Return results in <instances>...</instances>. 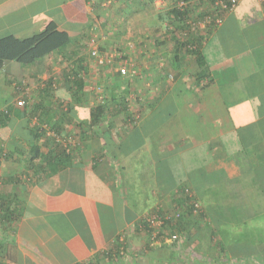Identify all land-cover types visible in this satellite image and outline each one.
I'll list each match as a JSON object with an SVG mask.
<instances>
[{
    "label": "crops",
    "instance_id": "obj_1",
    "mask_svg": "<svg viewBox=\"0 0 264 264\" xmlns=\"http://www.w3.org/2000/svg\"><path fill=\"white\" fill-rule=\"evenodd\" d=\"M118 2L124 11H120L117 18L122 17L129 22V33L118 32L113 27L116 22L114 15L118 13V10H114L115 3ZM137 2L140 0H111L105 7L101 4L93 7L89 0H0V39L12 35L25 40L41 34L51 23H56L72 37L68 48L50 54L37 65L17 62L0 64V72L3 73L0 77V117H4L3 113H9L6 125L0 123L1 264H264V246L256 248L247 245L250 255H244L222 240L218 245V240L209 233L207 221L197 223L199 220L194 216H188L186 224L173 228L171 233H165L162 240L154 242L150 239L149 227H143L141 223L146 211L139 207L134 209L135 213L131 211L124 193H121L124 178L121 170L126 165L124 160L119 161L120 157L129 161V157L139 153V150H150L151 142L152 152L157 158L170 152L175 157L181 146L170 142V138L174 140L180 135L177 120L180 111L175 107L171 95L173 77H168L166 68L170 53H174V44H171V37L166 32L168 21L159 18V33L154 37L166 44L162 47L152 45L148 26L155 25L151 19L154 15L150 18ZM153 4L162 13L172 10L175 1L156 0ZM110 20L114 24L107 29ZM228 20L234 21V24L225 22L220 29L219 41L223 54L219 61L224 63L226 58L227 62L235 65L237 77L249 96L258 97V101L264 103V11L257 0H244ZM96 22L100 28L94 30ZM138 24L141 33L133 30ZM70 27L74 32L70 31ZM245 29L253 30L251 34L254 40L260 42L259 46L250 47L243 34ZM94 36L99 50H102L101 55L114 52L118 57L124 56L129 70L127 76H121L118 72V62L116 65L107 62L100 64L92 58L91 40ZM188 69L192 74L197 72L194 63ZM75 74L85 81L83 104H77L79 106H74L76 97L70 82ZM182 77L195 85L193 76L190 79L185 75ZM141 79L145 80L146 86H141L136 95L140 86L133 83ZM207 81L199 85L204 86ZM168 82V88L164 90ZM118 85L121 86L117 91L119 95L129 88L126 101L130 104V111L136 114L135 122L126 126L122 121L126 118L122 114L110 120L114 123L115 133L126 135L124 140L111 152L98 138L82 143L78 123L89 119L92 107L107 103L106 96L99 94L102 88L110 91ZM213 91L206 90L204 99L199 98L197 103L212 106L218 95L216 88ZM18 99H24L26 106L17 107L15 102ZM108 100H112L111 96ZM68 104L74 107L72 112L68 110ZM246 106H243V111L248 112V118L252 121L251 105ZM165 107L167 111L163 109ZM260 115L258 125L264 137V109L261 106ZM70 116L71 123L65 120L66 124L59 127L63 134L56 138L70 150V163H66L67 166L60 173L47 176L43 172L47 166L45 159L47 154L55 152L52 141L58 132L53 128V122H63ZM200 117L208 119L205 113ZM225 119L227 128L216 138L209 139L212 134L210 130L209 138L203 141L197 140L196 134L195 137L190 136L192 148L217 142L220 136L231 132L233 127L227 113ZM174 120L178 129L176 133L173 130ZM106 130V125H102L94 132ZM89 135L94 136L93 133ZM159 136L163 139L165 136L162 144L157 141L161 139H157ZM150 138L153 140L147 144L145 139ZM168 138L170 143L166 142ZM141 140L145 143L142 146ZM115 141L119 142L117 138ZM218 150L221 157L225 156L222 148ZM106 152L111 154L107 155ZM97 154L104 156L98 164L90 158H95ZM41 155L45 158L41 159ZM151 162H155V159ZM151 192L154 200H158L156 203H159L163 196L156 187H152ZM145 196H150V192ZM131 197L136 198L133 194ZM2 199H5L3 204ZM129 211L137 216L136 220L128 221ZM178 232L184 234L185 239L176 242V245L171 237ZM194 247L198 250H194ZM194 251H197L198 258L192 256Z\"/></svg>",
    "mask_w": 264,
    "mask_h": 264
},
{
    "label": "trees",
    "instance_id": "obj_2",
    "mask_svg": "<svg viewBox=\"0 0 264 264\" xmlns=\"http://www.w3.org/2000/svg\"><path fill=\"white\" fill-rule=\"evenodd\" d=\"M155 1L140 0L137 5L143 8L150 7ZM99 5L98 3L93 7ZM230 14L232 12L214 9L212 3L199 1L192 3L184 10L176 8L174 5L166 17L159 15L161 21H169L166 32L171 37V44H174V53L172 55L170 53L171 57L168 60L169 63H166V68L169 71L168 77L170 75L173 77L174 87L171 88V95L179 111L185 110L192 114L193 111L184 107L186 104L190 106V103L186 101L188 95L200 91L203 100L206 90L214 92L213 90L216 88L218 95L217 98H214L213 107H209V109L217 112L223 109L229 117L228 121L232 124L233 130L220 136L217 139L218 143L203 144L196 146V149L192 148L193 143L181 144L177 151L179 154L164 161L165 167H161L162 163L156 166L153 175L157 183L153 188L156 187L158 193L163 197L171 195L182 212L174 211V215L179 212V217L176 218L169 216L165 209L156 210L151 217L157 215L162 218L163 226L161 228L151 226L147 218L141 219L143 227H149L150 239L155 231L159 230L160 233L156 236V240H162L166 232H172L173 228H179L186 224L185 220L188 216H196L197 220L207 221L209 233L218 240V245H220L222 240L220 234L223 235L224 228L234 222H238L237 225H249L259 216L260 212L264 211V137L258 125L261 116L260 106L264 109V105H262L264 103L258 101V97L249 96L248 90L237 77L235 65L230 61L227 62L226 58L224 63L219 61L223 54L219 32ZM205 17H211V19L205 23L204 28L193 29V26L204 21ZM252 31V29H245L243 34L250 47H257L260 42L254 40ZM155 41L154 45L157 47L166 44L165 41L158 39ZM71 43V34L60 29L56 23L49 24L44 32L25 40L9 35L0 39V64L17 62L22 65H37L50 54L68 48ZM123 58L124 56L121 55L112 64L116 65ZM193 63L197 66V72L191 73V75L196 79V82L193 88H189L182 76L190 73L188 68ZM206 80H208L206 85H199ZM70 82H72L76 97L74 106L82 105L86 91L84 78L75 74L74 80ZM120 85L110 91L106 89L107 95L103 91V94L107 96L105 101L108 104L95 105L89 111V119L78 123V127L81 129L82 143L86 144L89 139L98 138L111 152L110 150L116 148L124 140L126 135L115 133L114 123L110 120L113 116L122 114L126 118L122 119L126 126L135 122L136 114L130 111V104L126 101L130 93L129 88H126L124 94L123 91L119 95L117 91L120 90ZM69 90L70 88H68ZM99 94L102 92L100 91ZM109 96H111V101L108 100ZM249 103L252 121L248 118V112L243 111V106L246 108ZM66 106L72 112L74 107L69 104ZM3 116L0 117V123L6 125L9 113H3ZM65 120L71 123L72 117L64 119L63 122L60 120L53 122V128L55 132H58L52 141V146L56 147L55 152L47 154L48 157L45 159L47 166L43 172H46L47 176L64 170L67 166L66 163L69 164L72 157L67 146L56 140L63 134L59 131V127L66 124ZM102 125H106V131L94 132ZM89 133H93L94 136H90ZM116 138L119 142H114ZM220 148L225 153L223 157L218 150ZM105 154L111 153L106 152ZM87 157L89 158V156ZM40 158L44 159L45 156L41 155ZM90 158H93L91 160L98 164V161L102 160L104 156L97 154L95 158L94 156ZM160 158L163 160L162 157ZM161 170L165 172V179H162ZM4 202L5 199H2L1 204ZM127 216L130 222L137 219V216L134 213L131 214L130 211Z\"/></svg>",
    "mask_w": 264,
    "mask_h": 264
},
{
    "label": "rangeland",
    "instance_id": "obj_3",
    "mask_svg": "<svg viewBox=\"0 0 264 264\" xmlns=\"http://www.w3.org/2000/svg\"><path fill=\"white\" fill-rule=\"evenodd\" d=\"M174 1L176 2L177 0H174ZM115 4H116V8L114 9L115 12L118 10L117 16L114 15V17H116L115 18L116 22L114 24L112 22V20H110L111 23L108 24L107 29H109V25L114 24L113 27H115L118 32L127 31V33H129L130 32L129 22L125 21V18H122V17L117 18L119 16L120 11H124V9L120 8L119 2L115 3ZM134 5H135V3H134ZM259 7L261 8L260 5H259ZM144 11L147 12V15H149L150 18L153 17L152 15H154V18H151V19L153 20V23H155V25L154 24H149L150 26L147 25L148 27H150V31L148 32V34L152 38V40L150 42L152 43V45H154V40H155L154 37L156 36V34L159 33V32H157L159 30H156L158 28L157 25L159 22V15H164V17H166V15H167L166 11H168V10H165L164 12L161 13V12H159V10L156 9L155 4H152V6H150V7H144ZM121 13H123V12H121ZM138 16H139V14H138ZM230 19H232V17H230ZM168 23H169V21H168ZM229 23L234 24V21H231V22H230V20H228V22L226 21V24H229ZM139 26L140 25L138 24V26H136V28H134L133 30H135L138 33H141ZM67 28L69 29V27H67ZM71 28L72 27H70V31H72ZM142 30H144V26H143ZM72 32H74V31H72ZM2 75H3V73L0 72V77ZM185 77L187 79H190V77H192L191 71L188 75H185ZM150 79H153V78H150ZM139 82H142V83H139ZM144 82H145V80L141 79V80H137V82L135 81L133 83L134 86H137V85L140 86V87H138V92H135L136 95L141 90V88H142L141 86H146V83H144ZM191 83L192 82H187V84L189 85L188 86L189 88L194 87V85H192ZM168 85H169V82L163 89L164 90L167 89ZM105 90L106 89L102 88L101 92L103 93V91H104V93H105ZM143 90H146V89H143ZM192 93L193 94L188 95L189 97L186 98V101L188 103H190V106L188 104H186L184 107H186V109H190L191 111H193V113H192L193 116H190L189 113H187V111H185V110H180V114L178 115L179 119H177L179 121V125H180V135L176 136L174 140H171V138H170V142L175 143V145H177V144L178 145L179 144L184 145L185 143H187V144L192 143L190 136L195 137V134H196L197 140L203 141L204 139L209 138V130L212 133L211 138H209V139L216 138L217 134H219L225 128H227V125H228L227 121L225 122L226 112L224 110L220 109L219 112H217L215 110H210L209 107H207L208 105L206 106L202 103H197V100L199 98H201L200 91L198 93H196V92H192ZM0 96H1L0 97V101H1L2 95L0 94ZM175 107L177 108V110L179 112V108H178L177 104L175 105ZM210 107H213V106H210ZM163 109H165L167 111V107H165ZM195 113H198L199 115H196ZM204 113L206 115H208V119L207 118L202 119L204 117H202V118L200 117V115L204 116ZM209 121H211V122H209ZM171 124L172 123H170L169 128H171ZM174 125H175V127L173 128V130L175 131L174 133H176V131L178 130L176 128V121H175ZM202 127H206V128H202ZM159 138H161L160 140H157L159 142V144H162V141L166 140L165 136H164V139L161 136H159L157 139H159ZM151 140H153V139L152 138L145 139V142L147 144H149L148 142H151ZM166 142L170 143L169 138ZM140 143H141V146L143 144H145L142 140ZM217 143H218V141H217ZM152 145H153V143L151 142L150 150H148V151L139 150L138 151L139 153H137V154L135 153L134 155L129 157V161H127L126 159H123L124 157L119 158V161L122 162V160H124L123 162L126 165L124 170H121L122 176L124 177V178H122V184L123 185L121 184V186H122L121 193H124V198H126L127 203L129 204L131 211H133L135 213V210H136L135 207H139V209H143L144 212L146 211L145 217L142 219H146V218H148V216L151 217L152 213L155 212L156 210H158V208H165V211L169 216H173L177 210L178 211L180 210L179 212H182V210L177 207L176 202L173 200V197L171 195H166L164 197H161V199L159 200L160 201L159 203H156V202H158V200H154L153 196L151 195L152 187L157 183V180H154V175H153L155 167L158 164L160 165L161 163H162L161 167L162 166L165 167L164 161L171 158L174 154L173 152L172 153L171 152L165 153L166 155L161 156V157H163V160L160 159L159 157L157 158L154 155V153L152 152V149H153ZM143 148H145V146ZM123 149L125 151L126 147H124ZM138 149H139V147H138ZM260 152L262 153L263 150ZM153 159H155V162H151V160H153ZM253 160L255 161V159H253ZM161 175H162V179H165L164 170H161ZM129 184H132V186H131L132 188L130 187ZM161 190H163V189H161ZM134 192H137L136 193L137 195ZM147 192H150V196H148V197L145 196ZM132 194L136 197V198H134V200L131 197ZM177 198H179V197H177ZM194 217H195V219L197 218L196 216H194ZM199 221H201V220H199ZM237 223L238 222H234V224L229 225L228 227L224 228L225 231H223V235L220 234V237H221L224 244L230 245V248L236 247V250L241 251L240 254H244V255L245 254L250 255V254H248V248H246L247 245L255 246L256 248H262L264 246V211L260 212L259 216L256 217L255 220L251 221L249 223V226L246 228H240L243 225H237ZM168 233H171V232H168ZM177 236H178V239L176 240L177 242L185 239L184 234L180 235L179 232L177 233ZM174 243L176 244V242H174ZM193 249L198 250L195 247ZM195 252H197V251H194V253L192 252V256H195V258H198V255Z\"/></svg>",
    "mask_w": 264,
    "mask_h": 264
},
{
    "label": "built area",
    "instance_id": "obj_4",
    "mask_svg": "<svg viewBox=\"0 0 264 264\" xmlns=\"http://www.w3.org/2000/svg\"><path fill=\"white\" fill-rule=\"evenodd\" d=\"M199 1H205L206 3H212V5L214 6V9L218 10V11H227L229 13L234 12V10L240 5V3L244 0H190V1H185V0H177L175 2V6L176 8H179L181 10H184L185 8H187L188 6H191L192 3H196ZM258 4L261 6V8L264 11V0H257ZM101 4V6L105 7L106 5H109L111 3V0H91L90 1V5L94 6L95 4ZM103 4V5H102ZM211 19V17H205L204 21H200L198 24H196L195 26H193V29H200V28H204L205 23L207 21H209ZM220 22V21H218ZM100 28V25L98 22H96L93 25V29L96 30ZM91 43L93 45V49L91 51V56L92 58L102 64L105 62H109V63H115L116 59L118 58V56L115 55V53H110V54H105V55H101L100 50L97 46V40L96 37L94 36L93 39L91 40ZM119 68H118V72L120 73L121 76H127L129 74V70L128 67L126 66V63L122 60L118 62ZM15 105L17 107H25L26 106V101L24 99H18L15 102ZM197 213V212H196ZM176 218L179 217V212L176 215H173ZM148 221L151 223L150 225L153 227H162L163 226V220L161 217L157 216V215H153L152 217H150L148 219ZM160 233L159 230H156L155 233L153 234V241L157 242L158 240H156V236ZM178 239L177 235H173L171 237V241L172 242H177L176 240ZM1 264V263H0Z\"/></svg>",
    "mask_w": 264,
    "mask_h": 264
}]
</instances>
